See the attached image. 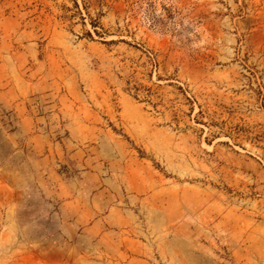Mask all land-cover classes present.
Masks as SVG:
<instances>
[{"label":"rangeland","instance_id":"rangeland-1","mask_svg":"<svg viewBox=\"0 0 264 264\" xmlns=\"http://www.w3.org/2000/svg\"><path fill=\"white\" fill-rule=\"evenodd\" d=\"M0 264H264V0H0Z\"/></svg>","mask_w":264,"mask_h":264}]
</instances>
